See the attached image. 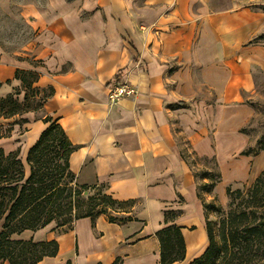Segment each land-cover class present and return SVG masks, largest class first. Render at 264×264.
I'll return each instance as SVG.
<instances>
[{"label":"crops","instance_id":"crops-1","mask_svg":"<svg viewBox=\"0 0 264 264\" xmlns=\"http://www.w3.org/2000/svg\"><path fill=\"white\" fill-rule=\"evenodd\" d=\"M251 7L242 0H47L33 7L37 86L53 89L45 116L75 147L69 171L116 201H136L118 215L132 218L126 223L100 215L66 231L49 224L13 236L57 243L56 256L38 264H160L156 233L172 224L185 244L184 260L174 264L202 255L205 220L184 147L213 159L221 197L251 157L242 155L248 139L241 127L252 115L243 95L264 47L255 41ZM31 68L0 55V92L19 85L16 69ZM120 82L136 94L111 104L108 89ZM25 119L18 147L26 154L47 125L32 113ZM166 211L181 214L165 221Z\"/></svg>","mask_w":264,"mask_h":264},{"label":"trees","instance_id":"trees-1","mask_svg":"<svg viewBox=\"0 0 264 264\" xmlns=\"http://www.w3.org/2000/svg\"><path fill=\"white\" fill-rule=\"evenodd\" d=\"M34 61L37 64L35 68L39 67L40 62ZM40 75L34 70L16 69L14 80L19 81L23 91H27L37 84ZM36 89L49 92L43 98V103L53 95L51 87L37 86ZM14 96L9 93L0 97V120H10L27 113ZM24 97L26 100L27 94ZM24 123H27L26 119ZM43 123L47 127L26 154L28 176L18 153H5L0 148V264H38L46 257L56 256L58 246L55 241L35 243L13 237L24 231H37L52 222L66 231L78 219L90 218L93 222L100 215L106 216L112 223L132 220L131 217L119 218L118 215L129 213L136 201H116L105 193L103 185L77 184L68 167L69 156L75 147L56 121L44 116ZM11 131L9 127L5 128L3 122L0 123V140L9 138ZM59 135L61 137L58 139ZM242 155L252 153L245 150ZM60 159L63 165L58 162ZM54 160L56 164H53ZM67 177L69 181H66ZM216 178L214 186L220 181L219 172ZM94 187L101 190V193L97 191L98 199L89 196L87 200L93 203L81 214L72 216L73 211L81 209L76 206L74 196L82 195L81 190L86 192ZM235 193L240 202L220 220L219 242H215L210 223L205 222L208 245L201 256L188 264H264V171L256 177L244 198L241 192ZM226 194L232 198L233 193L229 188ZM180 214V211H166L165 221L172 222ZM156 236L161 246L160 264H174L184 260L185 244L177 226L172 224L162 228Z\"/></svg>","mask_w":264,"mask_h":264},{"label":"rangeland","instance_id":"rangeland-1","mask_svg":"<svg viewBox=\"0 0 264 264\" xmlns=\"http://www.w3.org/2000/svg\"><path fill=\"white\" fill-rule=\"evenodd\" d=\"M70 2L72 0H64ZM47 0H0V55H11L18 57L22 60L28 68V70H34V72L41 73L38 67H36L35 49L40 45L39 29L35 28L33 16V7L37 6L39 9H43ZM242 4H252L251 11L256 13L257 16V34L255 41L257 43L264 44V0H242ZM40 18V17H39ZM260 51L261 63L252 64L250 66V76L252 81V90L248 94L243 95L244 104H246L251 110L252 115L248 122L241 127L242 132L248 139L247 146L243 149L252 153L248 158V163L243 167V173L229 185L232 198H229L226 194V188L224 196L221 193L220 186L215 192V181L218 174V169L213 160H207L197 157H192L191 154L184 147L185 153L189 157V162L192 166L193 175L196 182V188L198 190V199L201 203L203 216L205 222H209L214 234L215 242H219V222L226 215V213L240 202V198H236L235 192H241L243 198L247 194V191L251 188L256 177L264 171V47ZM35 68V69H34ZM37 84L31 86V89L23 91L20 83L16 87H8L9 92L4 94L0 92V97L6 95L15 94V98L22 103L23 110L27 113H32L36 119H41L45 116V104L43 98L48 95V91H42L36 89ZM25 94L27 98L25 100ZM42 100V101H41ZM25 113V114H27ZM25 114L22 116H16L10 120H0V123H4L5 128H11V135L9 138L0 140V148L5 153L13 150L18 153V158H21L25 164L26 176L29 175V168L26 164V154L21 151L18 144L21 142L27 125L24 123ZM43 117V118H42ZM61 135L57 138L59 139ZM53 156V155H51ZM238 159H241L238 156ZM61 165L63 161L60 159ZM56 164V160L53 161ZM238 166V165H237ZM238 169H241L240 167ZM227 171V170H226ZM228 177V176H227ZM69 181V177L66 178ZM228 181V178L223 183ZM79 184V183H77ZM82 185V184H80ZM222 185V184H221ZM92 186V185H90ZM94 186V185H93ZM75 189V185H73ZM100 190L94 187L92 190L86 192L80 191L82 195L74 196V202L81 209L72 212L74 214H81L89 207L91 202L87 198L94 197L95 200L97 191ZM101 193V190H100ZM233 199V201H231ZM58 230H64V228L57 227L56 222H52ZM3 264H7L4 262Z\"/></svg>","mask_w":264,"mask_h":264},{"label":"built area","instance_id":"built-area-1","mask_svg":"<svg viewBox=\"0 0 264 264\" xmlns=\"http://www.w3.org/2000/svg\"><path fill=\"white\" fill-rule=\"evenodd\" d=\"M136 94L134 88L126 82L112 84L108 89V98L111 104L119 101L120 99L134 96Z\"/></svg>","mask_w":264,"mask_h":264}]
</instances>
